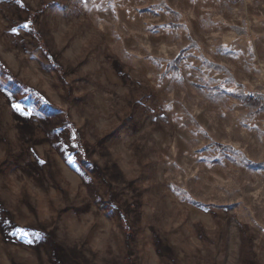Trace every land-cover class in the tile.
Masks as SVG:
<instances>
[{
	"label": "rangeland",
	"instance_id": "374dc122",
	"mask_svg": "<svg viewBox=\"0 0 264 264\" xmlns=\"http://www.w3.org/2000/svg\"><path fill=\"white\" fill-rule=\"evenodd\" d=\"M0 264H264V0H0Z\"/></svg>",
	"mask_w": 264,
	"mask_h": 264
},
{
	"label": "trees",
	"instance_id": "16d2710c",
	"mask_svg": "<svg viewBox=\"0 0 264 264\" xmlns=\"http://www.w3.org/2000/svg\"><path fill=\"white\" fill-rule=\"evenodd\" d=\"M47 54V53H46ZM11 79H13V81L16 83V84H18V85H20L21 86V82H19V81H17L15 78H13V76L9 73V74H7ZM243 102L246 104V105H249V106H256V105H258V106H263V104L261 103V102H259V100H257V99H255V98H252V97H248V98H245L244 100H243ZM260 106V107H261Z\"/></svg>",
	"mask_w": 264,
	"mask_h": 264
},
{
	"label": "snow or ice",
	"instance_id": "6c2138e0",
	"mask_svg": "<svg viewBox=\"0 0 264 264\" xmlns=\"http://www.w3.org/2000/svg\"><path fill=\"white\" fill-rule=\"evenodd\" d=\"M16 108H17V110H20V106L19 105H17ZM24 115L25 116H31L32 114L31 113H28L26 110H24ZM22 231L27 232L28 230H22ZM32 235L35 238L37 235H39V233H33Z\"/></svg>",
	"mask_w": 264,
	"mask_h": 264
}]
</instances>
